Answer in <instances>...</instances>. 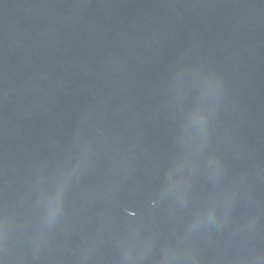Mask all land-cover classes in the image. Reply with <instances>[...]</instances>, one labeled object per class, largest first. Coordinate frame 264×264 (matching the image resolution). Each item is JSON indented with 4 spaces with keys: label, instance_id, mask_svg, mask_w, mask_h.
<instances>
[{
    "label": "water",
    "instance_id": "95a60500",
    "mask_svg": "<svg viewBox=\"0 0 264 264\" xmlns=\"http://www.w3.org/2000/svg\"><path fill=\"white\" fill-rule=\"evenodd\" d=\"M0 264H264V0H0Z\"/></svg>",
    "mask_w": 264,
    "mask_h": 264
}]
</instances>
